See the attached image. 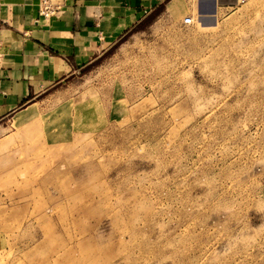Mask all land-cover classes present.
I'll use <instances>...</instances> for the list:
<instances>
[{
	"label": "rangeland",
	"instance_id": "1",
	"mask_svg": "<svg viewBox=\"0 0 264 264\" xmlns=\"http://www.w3.org/2000/svg\"><path fill=\"white\" fill-rule=\"evenodd\" d=\"M191 5L0 122V264H264V0Z\"/></svg>",
	"mask_w": 264,
	"mask_h": 264
},
{
	"label": "crops",
	"instance_id": "2",
	"mask_svg": "<svg viewBox=\"0 0 264 264\" xmlns=\"http://www.w3.org/2000/svg\"><path fill=\"white\" fill-rule=\"evenodd\" d=\"M43 1L0 0V122L12 117L15 124L17 116L35 106L51 114L66 110L71 137L75 127L87 123L92 106L65 101L42 111L39 102H31L79 73L156 7L165 4L178 16L193 0H50L59 8L50 19L40 16ZM199 1L201 14L214 12L216 0ZM98 104L101 110L103 101ZM31 123L34 119L21 128ZM47 136L58 143L68 134L50 131Z\"/></svg>",
	"mask_w": 264,
	"mask_h": 264
},
{
	"label": "built area",
	"instance_id": "3",
	"mask_svg": "<svg viewBox=\"0 0 264 264\" xmlns=\"http://www.w3.org/2000/svg\"><path fill=\"white\" fill-rule=\"evenodd\" d=\"M239 3H245L246 0H238ZM59 11V8L57 6H53L50 2V0H44L42 3V7L40 9V15L45 18H49L51 16H54ZM193 23V18L188 17L185 19L186 25H191Z\"/></svg>",
	"mask_w": 264,
	"mask_h": 264
},
{
	"label": "bare ground",
	"instance_id": "4",
	"mask_svg": "<svg viewBox=\"0 0 264 264\" xmlns=\"http://www.w3.org/2000/svg\"><path fill=\"white\" fill-rule=\"evenodd\" d=\"M30 107V106H29ZM35 114V107L29 109L28 111L22 113L16 117L15 125L21 127L22 124L28 122ZM23 126V125H22Z\"/></svg>",
	"mask_w": 264,
	"mask_h": 264
}]
</instances>
